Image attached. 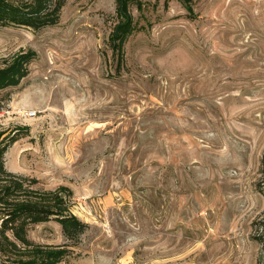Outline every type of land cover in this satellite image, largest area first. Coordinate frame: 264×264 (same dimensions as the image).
Here are the masks:
<instances>
[{
    "label": "rangeland",
    "instance_id": "1",
    "mask_svg": "<svg viewBox=\"0 0 264 264\" xmlns=\"http://www.w3.org/2000/svg\"><path fill=\"white\" fill-rule=\"evenodd\" d=\"M60 16L0 28V69L34 57L0 90V133L15 138L4 165L20 183L8 200L61 197L88 226L73 242L56 219L30 225L32 248L64 251L57 264H257L264 0H64Z\"/></svg>",
    "mask_w": 264,
    "mask_h": 264
},
{
    "label": "trees",
    "instance_id": "2",
    "mask_svg": "<svg viewBox=\"0 0 264 264\" xmlns=\"http://www.w3.org/2000/svg\"><path fill=\"white\" fill-rule=\"evenodd\" d=\"M63 5L64 0H0V28L22 27L39 31L53 27L60 20ZM123 6L125 7V4ZM130 32L129 21H122L114 27L111 40L121 61L122 48ZM33 58V54H21L5 68L0 69V90L18 86L28 74L27 66ZM14 141V137H5L0 133V181L3 182L0 188V254L6 260H11L17 255L21 257L26 250L33 249L37 258L19 264H57L66 255L65 252L32 248L33 244L27 238L28 227L56 219L61 225L63 236L68 241L75 242L88 226L68 213L66 202L61 197H56L52 204L8 200L11 192L20 184L12 173L6 171L3 160L7 148ZM261 164L263 167L264 158ZM259 191L264 192V189ZM259 242L264 243V239H259ZM257 260V264H264V258L259 256Z\"/></svg>",
    "mask_w": 264,
    "mask_h": 264
}]
</instances>
